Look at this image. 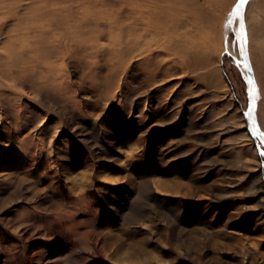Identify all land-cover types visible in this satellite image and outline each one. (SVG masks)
Wrapping results in <instances>:
<instances>
[{"label":"rangeland","instance_id":"374dc122","mask_svg":"<svg viewBox=\"0 0 264 264\" xmlns=\"http://www.w3.org/2000/svg\"><path fill=\"white\" fill-rule=\"evenodd\" d=\"M235 3L0 0V264H264Z\"/></svg>","mask_w":264,"mask_h":264},{"label":"water","instance_id":"95a60500","mask_svg":"<svg viewBox=\"0 0 264 264\" xmlns=\"http://www.w3.org/2000/svg\"><path fill=\"white\" fill-rule=\"evenodd\" d=\"M237 9H239V14H237ZM233 14H235L239 23V34L238 43L240 47L241 57L243 61L244 70L247 76L248 87H247V103L245 109V121L247 124V129L255 141L256 146L259 148V144L264 146V132L257 126L253 116L254 108V97L256 91V81L252 65L249 58L248 46H247V32L244 20V3H239L236 0L234 5Z\"/></svg>","mask_w":264,"mask_h":264},{"label":"snow or ice","instance_id":"6c2138e0","mask_svg":"<svg viewBox=\"0 0 264 264\" xmlns=\"http://www.w3.org/2000/svg\"><path fill=\"white\" fill-rule=\"evenodd\" d=\"M239 3H247V0H239ZM237 14H239V9H237Z\"/></svg>","mask_w":264,"mask_h":264},{"label":"bare ground","instance_id":"6f19581e","mask_svg":"<svg viewBox=\"0 0 264 264\" xmlns=\"http://www.w3.org/2000/svg\"><path fill=\"white\" fill-rule=\"evenodd\" d=\"M247 46H248V41H247Z\"/></svg>","mask_w":264,"mask_h":264}]
</instances>
